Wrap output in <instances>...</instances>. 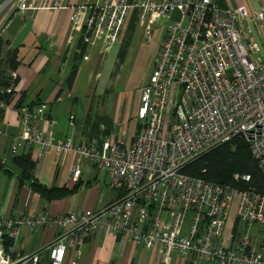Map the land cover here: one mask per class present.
<instances>
[{"label": "built area", "instance_id": "built-area-1", "mask_svg": "<svg viewBox=\"0 0 264 264\" xmlns=\"http://www.w3.org/2000/svg\"><path fill=\"white\" fill-rule=\"evenodd\" d=\"M38 1L22 0L21 6L35 8ZM93 1L81 0L70 17V40L80 33L88 48L116 45L133 9L142 11L147 28L177 10L172 24L158 32L165 38L142 96L139 131L130 144L124 135L85 137L76 144L75 128L60 136L54 117L22 108L11 153L37 147L40 161L51 148L57 160L73 154V184L89 165L118 196L81 212L0 213V264H78L100 230L142 248L157 247L167 264L175 254L193 264H264V194L184 173L199 157L241 137L264 175V9H222L213 0H102L92 7ZM61 7L60 0L42 1L45 10ZM84 21L87 29L80 32ZM46 228L57 230L48 245L28 254L17 249L24 231Z\"/></svg>", "mask_w": 264, "mask_h": 264}, {"label": "crops", "instance_id": "crops-1", "mask_svg": "<svg viewBox=\"0 0 264 264\" xmlns=\"http://www.w3.org/2000/svg\"><path fill=\"white\" fill-rule=\"evenodd\" d=\"M8 0H0V3H6ZM214 3L222 9H233L234 7H246L249 11H258L264 9V0H213ZM67 4L74 6L81 0H66ZM11 7L4 9L0 15V28L6 26L10 21ZM72 10H36L25 13H20L23 17V25L20 30L27 24L31 23L30 30L23 42L19 46L20 67L17 70L19 82L17 85L18 96L26 95V101L32 102L40 98L41 101L49 103L52 115L58 122V133L61 136L70 135L75 128V143L87 137L84 129L86 121L92 126V122L99 116L108 117L113 124H116L118 129H121L120 135H125L123 127L128 123L132 108H136L135 117L139 108L140 97L138 99V87H134L136 83L142 80L143 70L147 69L152 74L154 70L153 49L156 45V51L160 50L165 38V32L158 35L160 28L156 25L151 31V39L149 43L144 45V48H150L149 55L142 60L136 58L137 64L144 65L140 71L137 81L132 82L123 73L122 54L127 43L133 42L136 33L139 32L141 22V14L134 11L128 18L124 29L121 32L119 41L106 54L101 53L102 50L97 48L93 51L86 48L84 58H80V46L82 36L80 33H75L74 40L71 41V17ZM146 24V23H145ZM146 29V25L142 26ZM19 30V31H20ZM4 37L11 41L12 47L15 37L10 34H4ZM157 41V44L156 42ZM141 44V43H140ZM140 47V45H139ZM80 48V49H79ZM130 48V46H129ZM127 55V54H126ZM125 55V56H126ZM88 58L85 60V58ZM90 57V58H89ZM74 64H77L79 71L74 82L73 88H67V78ZM83 73H88L87 82H83ZM122 76L124 81H120ZM122 83L124 90L115 97L117 104L110 109V105L103 107L101 111L93 109V101L99 103L102 100H109L114 93L115 86ZM87 85L88 88L82 87ZM84 91L85 103L82 104L83 120L76 123V113L81 105L82 92ZM59 97L60 101L55 102V98ZM109 97V98H108ZM76 104L74 124L70 125L69 117L70 110H66L67 106ZM91 102V103H90ZM63 104L64 112L57 111L55 106ZM134 104V106H131ZM102 107V106H101ZM87 111V115L85 114ZM77 111V112H76ZM89 112L91 115H89ZM102 112H105L102 114ZM94 115H93V114ZM68 114L66 125L60 126V121L57 116L64 117ZM90 116V118H89ZM70 127V130H69ZM6 130V131H5ZM0 170L13 172L17 174L14 181H9L8 192L5 195V205L0 208V213L5 216L17 214L19 211H25L30 216H36L41 212H47L50 215H58L61 213L81 212L87 210L100 209L111 203L118 193L111 191L105 183L102 174L98 173L93 167L84 165L80 181V189L68 197L54 201H47L40 196L38 192H34L29 183L24 186L20 185V171L12 164V154L10 151L13 138L19 133L17 114L7 111L3 120H0ZM137 129H135L126 143H131ZM91 133V132H90ZM112 136L114 133H112ZM12 156V157H11ZM73 154H68L57 160L52 151L48 152L45 158L38 162L34 172L35 180L47 187L58 188H73V184L69 180L70 168L73 164ZM8 163L15 167L16 172L7 168ZM5 174V176H8ZM9 177V176H8ZM11 179V177H9ZM3 183H0L2 187ZM2 200V197H0ZM55 228H46L43 230L24 231L21 241L25 246H18L17 249L28 254L48 245L56 236ZM20 241V244H21ZM144 250H151L152 257L158 259V248L146 249L135 245L127 238L114 237L108 234L105 230L96 232L91 239L83 247V253L78 264H138L139 257L143 255ZM155 255V256H154ZM178 256V255H177ZM175 256L173 264H188L189 259H184L180 256ZM173 259V257H172ZM159 261V260H158ZM173 260H171L170 264ZM153 264V263H149ZM159 264V263H158Z\"/></svg>", "mask_w": 264, "mask_h": 264}, {"label": "trees", "instance_id": "trees-1", "mask_svg": "<svg viewBox=\"0 0 264 264\" xmlns=\"http://www.w3.org/2000/svg\"><path fill=\"white\" fill-rule=\"evenodd\" d=\"M82 44L83 41L81 40V47L83 46ZM85 47H82L83 50ZM9 48H12V50H8ZM18 51L19 47H12L11 41L5 38L4 35L0 34L1 91H7V88H11L13 85H18L19 81L17 79L13 80V74L18 75L17 70L20 67ZM84 56L85 55L81 54L80 58L82 59ZM78 71V65L74 64L67 78L66 86L69 90L73 88ZM15 95L16 92H4L2 95V101L7 102L8 105ZM39 100L40 98L38 97V101L27 102L26 95L21 94L16 108H29L32 110L38 105ZM7 111L6 108H0V120L4 119ZM89 115H91L90 112ZM92 123V126H90L89 121H86L87 127L91 129L90 138L93 137L100 139L101 136H110L114 130V124L108 117H96ZM102 126H104V130H102ZM34 149L37 148H32L26 155L12 157V164L20 171L18 178L21 186L29 183L30 188L34 192H38L40 196L47 201H54L68 197L80 189V182L70 189L67 187H47L36 181L34 172L38 165V156L33 153ZM6 172L10 175L13 174V172L10 171ZM184 173L195 178L204 179L207 182L264 194V175L259 168L258 162L252 155L250 144L241 137L222 144L218 148L201 156L199 159L189 164L184 169ZM235 174H239L241 177L248 175L251 179L248 182L244 180L235 181ZM188 264H193L192 260H190Z\"/></svg>", "mask_w": 264, "mask_h": 264}, {"label": "rangeland", "instance_id": "rangeland-1", "mask_svg": "<svg viewBox=\"0 0 264 264\" xmlns=\"http://www.w3.org/2000/svg\"><path fill=\"white\" fill-rule=\"evenodd\" d=\"M30 1V0H29ZM42 1L43 0H39L38 1V4L36 5V7L35 8H31V7H27V8H22V6H21V2H22V0H8L6 3H0V15L4 12V9L5 8H7V7H11V9H12V12H11V14H10V22L6 25V26H3V28H0V34L1 35H4V34H10V33H8V31H7V28H8V26H9V24L13 21V19L17 16V15H20V13H25V12H29V11H36V10H45V9H43L42 8ZM99 1H102V0H94L93 1V3L91 4L92 5V7L93 6H95ZM119 0H116L115 2H118ZM193 2L194 3H201L202 2V0H193ZM213 3H214V1H213ZM81 4V2H79V3H77L76 5H74V6H70L69 4H67V2H66V0H60V5L62 6L61 8H60V10H68V8L70 7V9L72 10V13L74 12V11H77L78 10V6ZM215 4V3H214ZM216 5V4H215ZM64 6V7H63ZM240 7V6H239ZM239 7H234V9H237V8H239ZM54 10H57V9H54ZM134 11H136V12H139L140 14L142 13V11L141 10H139V9H133V10H131L130 11V13H129V16L134 12ZM177 12V10H173V11H171L170 12V14H169V18H168V22H164V21H162V19H158L153 25H150V27H148L147 28V24H145V23H143V22H141V27H140V29H139V32H137L136 33V36H135V39L133 40V42H129V43H127V45H126V48H125V50H124V52H123V54H122V59L124 60V63H123V66H122V68H123V73H122V75H124V76H126L128 79H130V81H132V82H135V81H137L138 80V78L140 79L141 77H142V80H140V82L139 83H136L135 85H134V87H138L139 88V90H138V99H139V97H140V103H139V107H141L142 106V103H143V101H142V96H143V93H144V91H145V89H146V87H148V86H151V84H149V82H148V80H149V78H150V75H151V73H150V71H148L147 69H145V70H143V73H142V75H141V77H139V74H140V71L142 70V68H143V66L144 65H142V64H137V61H136V58H142V60L144 59V58H146L148 55H149V52H150V46L148 47V48H144V45H146L147 46V44L149 43L148 41H150V39H151V32H149V28L152 30L156 25H158V27L160 28V27H167V26H169V25H171L172 24V20H173V15L175 14ZM71 13V14H72ZM211 15V12H210V10L207 12V18L206 19H208L209 18V16ZM21 17H22V15H21ZM22 19H23V17H22ZM24 22V21H23ZM23 25V24H22ZM145 26L146 25V29H145V31H144V29H142V26ZM22 27V26H21ZM20 27V28H21ZM20 28H19V30H20ZM23 29V28H22ZM21 29V30H22ZM87 29V25H86V21H84V23H83V25H82V27H81V29L79 30L80 32H83V31H85ZM18 30V32L16 33V36L20 33V31ZM148 32L150 33V34H148ZM90 34L91 35H94V31L93 30H91L90 31ZM11 35V34H10ZM12 36V35H11ZM16 36H13V37H15L16 38ZM74 40V39H73ZM72 40V41H73ZM156 42V44H157V41H155ZM141 43V44H140ZM83 46L82 47H85V45L84 44H82ZM139 45H140V47H139ZM129 46H130V48H129ZM81 46H80V54H83V55H85V52H86V48H88L87 46L84 48V50H83V48H82ZM114 46H110V47H107V46H105V45H102V44H98V45H95V46H93V47H91V48H88L89 50H91V51H93V50H95V49H97V48H100L101 50H102V52L101 53H103V54H106V53H108L109 51H111V49L113 48ZM155 47H156V45H155ZM8 50H12V48H9ZM127 54V55H126ZM154 50H153V56H154ZM126 55V56H125ZM90 58V57H89ZM88 58L86 57L85 58V60H87ZM88 73H83V76H82V80L81 81H83V82H87V75ZM124 76H122V78L120 79V81H124L125 80V77ZM14 79H17V80H19V76L17 75V74H13V80ZM15 82V81H14ZM11 83H13V82H11ZM82 87H85V88H88V86L87 85H84V86H82ZM124 90V88H123V86H122V83H119L118 85H117V87L115 86V89H114V93H113V95L110 97V101L107 99V100H102V101H100L99 103H97L98 101L97 100H94L93 101V103H92V105H93V109H97V106H99L98 107V110H100L99 108H101V111L103 110V107H106V106H108V104L110 105V109L112 110V108H113V106H114V109L116 108L115 107V104H117V99L116 100H114V98L115 97H117V96H119L121 93H122V91ZM4 92H9V93H13V92H16V95L14 96V98L12 99V101L10 102V104H8L7 105V102H4V101H2V95H3V93ZM144 97V96H143ZM19 98H20V96H18V92H17V86H15V85H13V86H11V88H7V91H5V90H0V108H6V110H8V111H10V112H14V113H16L17 114V120H18V128H19V133H20V126H19V120H20V108H16V105H17V103H18V100H19ZM109 98V97H108ZM35 101H38V99H36ZM58 102V101H60V98L59 97H56L55 98V102ZM87 102V101H86ZM86 102H85V97H84V91L82 92V101L80 102L81 103V105L79 106V108H78V112L76 113V123L78 124L80 121H82L83 120V115H82V104L83 103H85L86 104ZM171 101H169V103H170ZM91 103V102H90ZM63 104H60V105H56L55 106V108H56V110L57 111H60V112H64V109H63V106H62ZM64 105H66L67 106V108H66V110H70V112H71V114H70V117H69V122H70V125H72V124H74L73 122H74V120H75V116H74V110H76L75 108H76V104L74 103V104H72V105H70L68 102L67 103H64ZM102 106V107H101ZM131 106H134V104H131ZM36 107L37 108H39L40 110H41V115L42 116H44V117H49L50 115L52 116V117H55V116H53L52 115V112H51V108H50V104L49 103H46V102H43V101H41V100H39V103H38V105H36ZM117 109V108H116ZM138 111H139V108H138ZM138 111H137V118L135 117V112H136V108L134 107V108H132L131 109V111H129L130 112V118H129V121H128V123H126L123 127H125V128H123V130H124V133H125V142L128 140V138H130L131 137V135H132V133H133V131L135 130V129H137V131H136V133L139 131V128H140V122H139V120H138ZM103 113H105V112H102V114ZM85 114L87 115V111L85 110ZM93 114V113H92ZM94 115V114H93ZM57 118H58V120L60 121V126H59V128L61 129V125L63 126V125H66L67 124V120H68V114H66L64 117H59V116H57ZM119 127H117L116 126V124H114V127H113V131H112V133H114V135H116V136H120V134H121V129L119 130L118 129ZM69 130H70V127H69ZM6 131V130H5ZM90 131H91V129L90 128H88L87 126H85V129H84V132H85V134H86V136L87 137H89L90 136ZM18 133V134H19ZM135 133V134H136ZM17 134V135H18ZM16 135V136H17ZM112 135V134H111ZM123 135V134H122ZM15 136V137H16ZM20 136V135H19ZM61 136V135H60ZM14 137V138H15ZM64 137V136H63ZM14 138H13V140H14ZM134 139V138H133ZM133 141V140H132ZM13 143V142H12ZM55 144L57 145V141H55ZM127 144H130V143H127ZM224 144V143H223ZM121 145V147H123V148H127L128 147V145H125L124 143H122V144H120ZM222 145V144H221ZM11 146H12V144H11ZM35 148H37V147H35ZM13 150V147H12V149L10 148V151H12ZM50 151H52L53 153H54V155H55V151H54V148H51L50 150H48V151H46L45 153H44V157H43V159L45 158V156H46V154L48 153V152H50ZM12 153H13V151H12ZM11 153V154H12ZM33 153L34 154H36L37 156H38V162H41L40 161V159H39V156H40V153H41V149H34V151H33ZM26 154H28V153H26ZM26 154H20V155H16V156H22V155H26ZM12 156H14V155H12ZM11 156V157H12ZM55 157H56V155H55ZM200 158V157H199ZM198 158V159H199ZM7 168L8 169H10V170H12V171H15L16 172V169H15V167H13V165L11 164V163H8V165H7ZM7 170H0V183H3V185H2V187H0V197H2V200H0V208H2L4 205H5V201H4V197H5V195L7 194V192H8V190H9V188H8V183H10L9 181H14L15 179H16V176H17V174L16 175H14V176H10V175H8L7 174V172H6ZM5 174L6 175H8L9 177H11V179L8 177V176H5ZM70 180V179H69ZM76 185V184H75ZM234 202H236V198L234 199ZM22 245H24L25 246V243H23L22 241H21V244H20V246H22ZM152 252L153 251H151V250H144L143 251V255H141L140 257H139V263L138 264H149V263H153V264H167V263H165V262H163L162 261V258H161V255L160 254H158V259H157V253L155 254L156 255V257H153V258H151L152 257ZM154 255V256H155ZM175 256H177L176 254L173 256V261H172V263L171 264H173L174 262H175ZM178 257V256H177ZM159 260V261H158ZM199 264H209V263H199Z\"/></svg>", "mask_w": 264, "mask_h": 264}, {"label": "water", "instance_id": "water-1", "mask_svg": "<svg viewBox=\"0 0 264 264\" xmlns=\"http://www.w3.org/2000/svg\"><path fill=\"white\" fill-rule=\"evenodd\" d=\"M162 21L168 22V18L162 19ZM22 24H23V19H22L21 15H17L13 19V21L9 24V26L7 28L8 33H10L12 36H16V33L18 32V30L22 26ZM30 27H31V23H27L23 27V29L20 31V33L16 36L15 41L13 43V45L15 47H19L21 45L24 38L27 36V34L30 30Z\"/></svg>", "mask_w": 264, "mask_h": 264}, {"label": "bare ground", "instance_id": "bare-ground-1", "mask_svg": "<svg viewBox=\"0 0 264 264\" xmlns=\"http://www.w3.org/2000/svg\"><path fill=\"white\" fill-rule=\"evenodd\" d=\"M242 7H244V6H242Z\"/></svg>", "mask_w": 264, "mask_h": 264}]
</instances>
